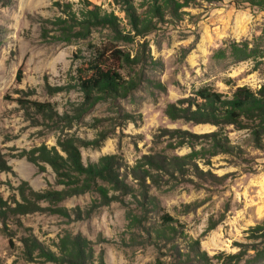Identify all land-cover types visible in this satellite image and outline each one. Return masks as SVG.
Segmentation results:
<instances>
[{"label": "rangeland", "instance_id": "374dc122", "mask_svg": "<svg viewBox=\"0 0 264 264\" xmlns=\"http://www.w3.org/2000/svg\"><path fill=\"white\" fill-rule=\"evenodd\" d=\"M89 1L103 12L114 13L132 41H116L106 29H93L87 39L67 43L60 38L59 18L63 10L81 16ZM181 21L169 16L146 37L134 36L129 20L114 0H0V158L11 168H0V198L11 204L20 201L19 187L27 182L35 191L55 186V174L20 158L43 144L56 147L60 137L99 140L100 145L82 147L85 165L106 155H121L131 167L143 155L164 153L184 156L190 149L169 150L167 140L156 143L161 128L188 130L196 134L216 131L206 124L172 122L165 115L168 103L187 98L204 86H212L225 96L238 87L257 90L264 84V58L259 62L216 59L220 49L232 41L253 40L264 34V11L249 5L236 6L233 0L213 3L198 1L184 9ZM98 50L118 65L117 51L139 57L141 63L121 69L127 80L139 84L127 96L98 103L78 117L84 95L77 85L76 69ZM22 79L18 81V74ZM61 89V90H59ZM19 100L52 103L60 115H68L72 125L29 120ZM225 136L237 147L234 154L222 153L197 161L204 171L200 178L189 172L180 180L150 185L149 193L158 207L149 206L147 214L140 199L127 196V205L118 202L85 212L95 195L86 194L65 200L57 206L80 208L82 219L51 212H37L11 218V238L0 230V264H34L23 257L21 240L31 229L44 245L55 250V243L66 231L82 234L92 243L95 264L101 256L105 264H197L189 262V240L199 239L209 257L220 252L234 253V243H246V231L264 220V149L255 147L247 130L225 128ZM199 144L197 149L202 148ZM206 146V145H205ZM209 161V163H208ZM210 173V174H209ZM128 183L138 188L132 178ZM45 206V205H44ZM56 206V207H57ZM145 216L142 227L130 228L127 214ZM168 214L179 232L170 242L156 236L162 229V215ZM216 227L206 232L211 223ZM21 225V226H20ZM0 228L2 223L0 221Z\"/></svg>", "mask_w": 264, "mask_h": 264}, {"label": "trees", "instance_id": "16d2710c", "mask_svg": "<svg viewBox=\"0 0 264 264\" xmlns=\"http://www.w3.org/2000/svg\"><path fill=\"white\" fill-rule=\"evenodd\" d=\"M125 12L134 36L146 37L155 31L160 23L165 22L169 16L172 20L181 21L185 15L184 9L189 8L198 1L213 3L217 0H114ZM236 6L249 5L264 11V0H233ZM87 6L77 17L72 11L63 10L68 14L67 19L59 18L60 38L70 43L74 39H87L93 29L108 30L114 40L132 41L131 33H125L120 25V19L114 13L103 12L100 7L86 1ZM115 58L118 65L111 64L106 57V50H98L94 56L85 59L76 69V81L84 95V102L78 111V117L91 110L101 102L116 100L127 96L136 89L139 82L136 79L127 80L121 69L132 68L141 63L139 57L131 59L129 54L117 51ZM216 59L231 58L235 62L259 60L264 58V34L253 40L241 42L232 41L226 49H220L214 55ZM22 72L18 74L21 81ZM61 90V89H59ZM29 120L36 121L38 117L52 124L64 121L72 125L68 115H60L52 103L31 102L19 100ZM165 115L172 122L183 121L193 125L209 124L217 128L216 131L196 134L188 130L161 128L155 135L156 143L167 140L169 150H178L184 147L190 152L184 156H168L164 153L143 155L136 165L131 167L125 163L121 155H106L98 162L85 165L81 153L82 147L99 146V140H84L74 136L60 137L56 147L45 144L23 151L20 158H25L40 171L45 165L52 168L55 174V186L35 191L27 182L19 187L20 201L13 199L11 204L0 198V230L10 238L9 229L11 218H18L37 212H51L62 217L70 218L75 214L82 219L84 213L80 208L68 209L57 206L65 200L91 194L97 196L93 200L85 215L90 216L96 209L110 206L118 202L127 205L126 197L140 199L138 203L147 214L149 206L158 207V201L149 193L150 185L160 188L164 182L184 178L189 172L198 177L205 173L197 161L212 158L222 153L234 154L237 147L232 145L225 136V128L233 126L237 130H247L253 137L256 148L264 149V84L257 90L247 86L238 87L229 96L218 92L212 86H204L194 91L187 98H181L168 103ZM201 144L202 148L197 149ZM206 145V146H205ZM209 163V161H208ZM0 168L9 171L11 168L6 161L0 158ZM210 174V173H209ZM137 182L138 188L132 187L127 179ZM150 181V185L147 183ZM45 205V206H44ZM57 206V207H56ZM130 228L142 227L145 216L136 215L129 211L127 214ZM162 229L155 231L156 236L170 242L177 236L178 228L173 225L174 220L168 215H162ZM21 226V225H20ZM216 227L212 222L206 232ZM28 235L21 242L23 244V257L28 263L34 264H95V251L93 243L82 234H72L66 231L51 247L41 243L31 229H26ZM246 243H234L237 251L234 253L220 252L212 258L202 251L199 239L189 240L188 261L197 264H264V220L246 231ZM100 264H105L101 256Z\"/></svg>", "mask_w": 264, "mask_h": 264}, {"label": "bare ground", "instance_id": "6f19581e", "mask_svg": "<svg viewBox=\"0 0 264 264\" xmlns=\"http://www.w3.org/2000/svg\"><path fill=\"white\" fill-rule=\"evenodd\" d=\"M202 128H203V129H207V126H203Z\"/></svg>", "mask_w": 264, "mask_h": 264}, {"label": "water", "instance_id": "95a60500", "mask_svg": "<svg viewBox=\"0 0 264 264\" xmlns=\"http://www.w3.org/2000/svg\"><path fill=\"white\" fill-rule=\"evenodd\" d=\"M206 125V124H205ZM205 125H203V126H205ZM215 127V126H214Z\"/></svg>", "mask_w": 264, "mask_h": 264}]
</instances>
